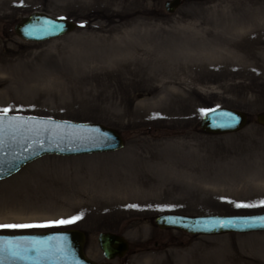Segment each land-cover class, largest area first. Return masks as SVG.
Here are the masks:
<instances>
[{"label": "rangeland", "instance_id": "374dc122", "mask_svg": "<svg viewBox=\"0 0 264 264\" xmlns=\"http://www.w3.org/2000/svg\"><path fill=\"white\" fill-rule=\"evenodd\" d=\"M166 1L0 0V113L102 123L126 142L44 155L1 179L0 226H35L0 233L81 229L87 256L114 264H264V231L191 235L154 222L264 212V0H183L173 13ZM34 11L78 26L26 41L14 26ZM239 23L240 36L230 30ZM218 106L249 123L202 132ZM103 231L129 240L126 255L105 257Z\"/></svg>", "mask_w": 264, "mask_h": 264}, {"label": "water", "instance_id": "95a60500", "mask_svg": "<svg viewBox=\"0 0 264 264\" xmlns=\"http://www.w3.org/2000/svg\"><path fill=\"white\" fill-rule=\"evenodd\" d=\"M183 0H167L165 9L173 13ZM77 22L42 11L20 19L15 33L29 42H43L73 32ZM246 111L218 106L201 118V131L227 134L249 123ZM264 126V111L256 116ZM115 128L97 122H80L52 117L0 113V180L16 174L25 165L49 154L83 155L116 151L125 146ZM160 228H173L191 235H214L264 231V212L247 214L191 215L165 212L154 216ZM100 247L109 260L123 257L130 249L122 234L103 231ZM86 233L77 228L44 232L0 233V264H114L97 262L85 252Z\"/></svg>", "mask_w": 264, "mask_h": 264}, {"label": "bare ground", "instance_id": "6f19581e", "mask_svg": "<svg viewBox=\"0 0 264 264\" xmlns=\"http://www.w3.org/2000/svg\"><path fill=\"white\" fill-rule=\"evenodd\" d=\"M231 30V33L232 34H237L240 36V34H243V32H246L247 31V27L245 24H240L237 25L235 24L234 26H232V28L230 29ZM222 41L226 44V45H229V46H233L232 48H235L236 45H239L238 43V39H233L232 37L231 38H227V37H222ZM188 56H196V55H188ZM235 56H237L235 54Z\"/></svg>", "mask_w": 264, "mask_h": 264}, {"label": "snow or ice", "instance_id": "6c2138e0", "mask_svg": "<svg viewBox=\"0 0 264 264\" xmlns=\"http://www.w3.org/2000/svg\"><path fill=\"white\" fill-rule=\"evenodd\" d=\"M5 111H7V109H5ZM73 219H76L75 217ZM70 221H60L59 223H68ZM35 225H3L0 227H10V228H27V227H34Z\"/></svg>", "mask_w": 264, "mask_h": 264}]
</instances>
